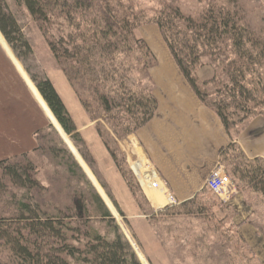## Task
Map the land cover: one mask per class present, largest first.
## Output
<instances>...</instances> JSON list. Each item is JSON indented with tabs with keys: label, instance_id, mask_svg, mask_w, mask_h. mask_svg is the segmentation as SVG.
I'll return each instance as SVG.
<instances>
[{
	"label": "trees",
	"instance_id": "16d2710c",
	"mask_svg": "<svg viewBox=\"0 0 264 264\" xmlns=\"http://www.w3.org/2000/svg\"><path fill=\"white\" fill-rule=\"evenodd\" d=\"M215 1L207 0L203 11L192 17L163 2L152 8L150 15L122 0L18 3L39 24L51 55L77 97L76 104L91 120L105 116L106 125L117 138L134 135L147 124L157 101L151 83L129 89L131 114L124 118L117 111L98 62L137 45L140 40L135 31L141 25L157 26L179 71L198 99L216 114L231 140L219 153L226 174L240 193L257 194L264 204V160L247 158L233 138V131L237 133V128L249 120L264 119V37L243 24V12L236 0ZM0 45L31 84L51 122L54 118L57 123L49 125L47 133L56 143L51 150L53 158L80 179L86 191L73 187L68 195L52 198L36 178V166L27 154L0 161V264H147L139 261L115 223L110 209L121 217L124 214L65 100L50 78L30 76L33 86L18 65L17 60L22 63V54L28 55L31 48L5 0H0ZM215 64L220 69L219 78L213 73L210 79L200 81L197 69ZM208 85L214 86V92L206 90ZM126 101L123 106L129 110ZM60 134L89 178L72 153L63 148ZM111 140L108 136L103 143L110 161L123 185L133 191L135 179L117 145L115 149L110 147ZM207 191L215 196L205 187L177 209L182 214L200 216ZM257 210L252 208L253 215L247 222L264 237V222L256 217ZM93 224L102 225L104 232ZM237 239L244 245L240 236Z\"/></svg>",
	"mask_w": 264,
	"mask_h": 264
},
{
	"label": "rangeland",
	"instance_id": "374dc122",
	"mask_svg": "<svg viewBox=\"0 0 264 264\" xmlns=\"http://www.w3.org/2000/svg\"><path fill=\"white\" fill-rule=\"evenodd\" d=\"M122 1L133 3L136 9L146 11L149 15L152 8H157L158 4L159 6L162 4L161 2L164 4L171 3L177 6L185 16L191 17L197 16L207 4V0ZM224 1L216 0L215 2L223 3ZM236 1L240 4L239 6H241L243 12V24L251 31L260 32L264 37V0ZM5 2L9 13L17 20L24 39L31 48L28 55L22 54L24 56L22 63L19 59H16L18 65L30 81V76L50 78L58 93L65 100L78 129L82 126L86 127L88 132H82L86 145L91 155L99 163L102 176L111 183L113 188L110 192L124 214V217H121L114 209L109 208L112 217L139 261L145 260L147 264H255V260H252L248 249L237 239V236L240 235L237 231L238 227H235L236 213L229 206V202L240 192L233 181L231 180L236 193L226 203L208 191L203 194L201 205L203 208L201 207L200 216L182 214L183 211L177 209L178 205L170 204L171 198L169 195H166L168 199H165L163 204L156 203L157 201L160 202L157 194L151 192L148 187L144 189L143 179L145 180V178L142 179V177L145 173H143L139 163L143 158L142 152L137 148V145L123 142L125 137L131 135L117 138L106 125L105 116H101L97 120H91L83 113L82 108L76 104L78 102L73 89L70 88L62 76L59 65L49 51L39 24L18 3V0H5ZM135 36L140 40L137 45L115 52L98 62L108 89L117 104V111L124 118H128L131 114L128 90L150 83L146 78V70L153 63L151 60L146 62L143 60L144 56L147 57L149 51L145 41L159 57L166 46L158 27L152 24L141 25L135 31ZM216 66L215 64L213 67L198 68L196 76L200 81L210 79L213 73L219 78L220 69H217ZM213 68H215L214 71ZM31 83L34 86L32 81ZM213 87V85H208L206 90L214 92ZM124 99L127 100L129 110L123 106ZM49 125L54 126L0 45V161L20 156L22 153L27 154L36 166V178L43 187H46L53 194L52 198L59 197L62 194L68 195V190L73 187L85 191L83 182L71 176L65 167L53 158L51 150L56 143L52 136H47ZM235 130L233 131V138L238 145L240 132L238 128L237 133ZM90 134L96 135L97 140L92 139V142H90ZM108 136L114 140H111L110 147L115 149V144L117 145L124 157L126 166L129 170L131 167L139 181L138 183L130 170L136 181V183L133 181V191L123 185L110 161L103 144L108 140ZM45 138L48 139L45 140ZM61 139L64 143L63 148L69 150L66 139L63 136H61ZM77 155L79 156L78 153ZM73 157L86 174L74 155ZM144 162L149 166L146 159ZM221 165L223 166L222 163ZM124 167L123 169L126 171ZM93 187L97 191L94 184ZM146 193L150 194L152 199ZM246 194L250 210L252 211L253 207L256 210L258 208L256 217L264 222V204L261 202L260 196L254 193ZM93 225L100 229L102 233L104 232L102 225ZM253 229L255 228L253 227Z\"/></svg>",
	"mask_w": 264,
	"mask_h": 264
},
{
	"label": "crops",
	"instance_id": "0c3cea01",
	"mask_svg": "<svg viewBox=\"0 0 264 264\" xmlns=\"http://www.w3.org/2000/svg\"><path fill=\"white\" fill-rule=\"evenodd\" d=\"M145 43L149 51L143 60L153 63L146 70V78L152 84L157 108L150 121L130 137L142 152L143 158L139 163L145 173L142 177L145 178L144 189L148 187L157 194L160 202L156 203L163 204L169 192L176 203L182 204L204 189L206 178L220 160L221 149L231 140L216 114L195 95L166 46L159 57L148 42ZM13 65L36 99L27 78L19 67ZM81 128L78 130L80 133L87 131L85 126ZM239 132L238 145L246 157L264 160V119L256 117L249 120ZM93 135L90 134V142L96 139ZM145 156L163 182L146 165ZM147 195L151 198L150 194ZM248 201L246 193H239L229 206L236 213L235 227H238L252 260L255 264H264V237L247 222L251 214Z\"/></svg>",
	"mask_w": 264,
	"mask_h": 264
},
{
	"label": "built area",
	"instance_id": "2783aa9c",
	"mask_svg": "<svg viewBox=\"0 0 264 264\" xmlns=\"http://www.w3.org/2000/svg\"><path fill=\"white\" fill-rule=\"evenodd\" d=\"M124 139H125V141H123V142L130 143L131 145H137L130 136L125 137ZM145 158H146L147 163L149 164L150 168H152L153 172L157 175L158 178H160L158 172L153 167L152 163L149 161V159L146 156H145ZM128 166L130 167L129 164H128ZM130 170H131L132 174L135 176L131 167H130ZM135 179L139 183L136 176H135ZM160 180H161V178H160ZM204 186L206 188H208L216 197H218L224 203L228 202L230 200V198L236 193V189L233 186L230 177L226 174L223 166L221 165L220 160L216 164L214 169L209 173L208 177L205 180ZM168 195L170 196L169 192H168ZM170 198H171L170 204L178 205V203H176V201L171 196H170Z\"/></svg>",
	"mask_w": 264,
	"mask_h": 264
},
{
	"label": "water",
	"instance_id": "95a60500",
	"mask_svg": "<svg viewBox=\"0 0 264 264\" xmlns=\"http://www.w3.org/2000/svg\"><path fill=\"white\" fill-rule=\"evenodd\" d=\"M53 121H54V123H53V124H57V123H56V121L54 120V118H53ZM60 131H61V130H60Z\"/></svg>",
	"mask_w": 264,
	"mask_h": 264
},
{
	"label": "bare ground",
	"instance_id": "6f19581e",
	"mask_svg": "<svg viewBox=\"0 0 264 264\" xmlns=\"http://www.w3.org/2000/svg\"><path fill=\"white\" fill-rule=\"evenodd\" d=\"M59 127V126H58ZM60 129V128H59ZM60 132H62V131H60ZM61 135V134H60ZM72 155H74L73 153H72ZM76 158V157H75ZM79 162V161H78Z\"/></svg>",
	"mask_w": 264,
	"mask_h": 264
}]
</instances>
